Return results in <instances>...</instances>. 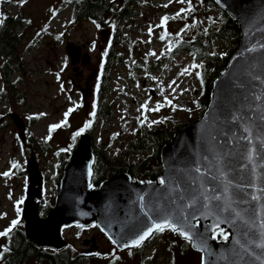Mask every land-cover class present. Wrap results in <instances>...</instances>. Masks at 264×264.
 <instances>
[{
    "label": "rangeland",
    "instance_id": "rangeland-1",
    "mask_svg": "<svg viewBox=\"0 0 264 264\" xmlns=\"http://www.w3.org/2000/svg\"><path fill=\"white\" fill-rule=\"evenodd\" d=\"M4 1L12 3L13 7L5 9ZM72 1L0 0L2 16L8 14L22 21L15 28L16 34L22 36L18 47L21 56L18 66L11 67L14 72L7 87H4L0 75V125H8V128H0V233L5 232L13 220L21 221L22 203L19 202L24 200L27 181L16 175L17 170L31 155L38 158L47 181L46 200H53L58 192L55 180L61 163L58 156L61 151L68 150L74 141L73 136L87 120H91L95 108L102 58L111 44V37L109 31H98L91 22L75 21ZM184 9L189 10L182 11ZM128 11L131 12L130 19L119 26L128 42L115 40L121 63L115 64L104 79L108 93L102 95L106 97L105 107L111 113L105 120L98 119L92 130L93 145L119 164L139 163L151 157L156 142L146 137L145 132H158L160 137L169 139L184 124L203 116L207 94L205 92L203 96L196 75L201 72L202 65L207 67V72L216 69V74L220 73L214 64L197 63L190 52H172L181 41H189L193 26L203 32L210 24H219V11L199 0H190V4L187 0L185 3L136 0ZM163 17H168V21L161 27ZM70 43L80 46L84 54L90 55L86 67L79 65L81 75L77 77L65 50ZM213 44L214 55L227 56L229 43L216 41ZM186 68L188 72L181 75ZM11 84L14 85L11 87ZM165 98L171 101V105ZM145 103L148 104L147 111L141 107ZM157 103L162 105L160 110L151 111ZM69 109L73 111L66 117ZM11 113L36 118L28 129L34 140L32 149L20 144L18 130L10 119ZM54 125L61 126L52 133ZM138 146L142 147L139 149L147 147L150 150L130 151ZM13 164L18 167H13ZM5 173L15 175L10 178ZM15 229L7 236H0V254L3 247L13 240ZM80 232L75 227L64 232L69 245L78 251L82 250ZM177 237L166 231L162 239L171 241ZM106 252L105 249L93 251L94 256L87 264H111V255L105 257ZM119 257L120 264H136L134 257L127 253H120Z\"/></svg>",
    "mask_w": 264,
    "mask_h": 264
},
{
    "label": "water",
    "instance_id": "water-1",
    "mask_svg": "<svg viewBox=\"0 0 264 264\" xmlns=\"http://www.w3.org/2000/svg\"><path fill=\"white\" fill-rule=\"evenodd\" d=\"M215 3L236 24L239 45L213 81L204 115L175 131L160 148L159 178L139 182L117 173L92 189V142L82 133L62 165L54 205L41 217L43 179L35 157L29 158L20 215L25 237L35 247L60 252L67 244L61 229L75 224L96 225L118 251L131 250L136 248L132 241L154 221L171 217L177 228L192 235L188 242L201 254L200 264H264V251L255 247L264 224V0ZM1 9L0 2V23ZM65 50L75 76H80L78 63L86 67L89 54L71 43ZM11 119L22 141L23 122L15 113ZM245 128L251 129L250 139ZM214 196L221 201L211 199ZM193 199L195 209L188 207ZM221 202L231 208L218 214ZM205 203L213 214L203 207ZM217 220L226 222L217 227ZM188 224L197 227L190 230ZM216 231L226 233L228 240L213 239Z\"/></svg>",
    "mask_w": 264,
    "mask_h": 264
},
{
    "label": "trees",
    "instance_id": "trees-1",
    "mask_svg": "<svg viewBox=\"0 0 264 264\" xmlns=\"http://www.w3.org/2000/svg\"><path fill=\"white\" fill-rule=\"evenodd\" d=\"M116 3H112L109 0H73L71 4L74 6V20L91 22L96 26L98 31H109L111 37V44L107 47L103 54V62L100 67V78L97 82V92L94 104L93 113L95 115L91 116V120H87L84 127L80 129V132L87 133L90 137L92 136L94 126L98 119H107L110 115V110L105 107L106 97L102 94L108 93V88L105 87L104 79L109 71L115 64H120V55L116 51L117 39H124L126 42L127 37L121 34L119 26L130 19L131 12L128 11L132 4L136 0H116ZM204 5H207L212 10H217L221 13V22L217 25L210 24L207 26L203 32H199L195 26H193L191 33L192 36L187 42H180L178 47L172 51L174 53L181 50L190 52L194 56V60L199 64L208 63L218 67L220 72L225 68V65L230 57V54L238 47L240 31L238 30L236 24L227 15L221 12L216 6L215 0H199ZM4 8L13 7L12 3L5 2L2 3ZM195 13V11H192ZM22 21L14 17L5 14L2 16V21L0 23V75L3 77L4 87L8 86L12 76L11 74L14 70L11 69L13 65L18 66V61L20 59V52H18V47L22 42V36L16 34V29L21 25ZM229 43L230 48L227 56H217L214 55V42ZM170 57V56H169ZM18 68V67H16ZM201 72L196 75L198 79L201 90L203 91V96L205 92L207 95L204 97L203 107L207 108L208 100L210 96V88L212 85V79L217 78L216 69L207 72L206 66H200ZM14 84H11V87ZM101 103V104H100ZM30 126L35 122V118L30 121ZM53 132V130H52ZM144 132V131H140ZM144 135L148 138L153 139L156 142V148H153V154L151 157L139 163H115V160L108 159L105 153H102L95 146H92L93 153L95 154L92 172V189L96 187L100 182L107 178L115 176L117 173H125L131 175L137 181L154 179L160 175L161 163L159 162L160 148L164 144L169 143L172 139L162 138L158 132H145ZM79 136V135H78ZM74 135V142L69 146L66 152L61 151L60 158L62 165L67 162L69 158V153L75 148L76 138ZM45 148L44 146L42 147ZM138 146L130 151L136 153L145 152L146 148ZM128 149H131L129 146ZM150 163L148 164V162ZM62 165L58 169V175L56 177L59 181L60 172L62 171ZM151 168V169H150ZM21 170V169H20ZM24 170V171H23ZM25 173V168L22 170ZM22 172V174H23ZM10 178L14 175H9ZM22 221L15 226V233L13 240L9 241L0 254V263L2 264H86L87 260L84 259L80 254H77L75 248H72L67 244L63 250L60 252L54 251L52 249H42L34 246L24 234ZM218 239H223L221 236L217 235ZM7 249V251H5Z\"/></svg>",
    "mask_w": 264,
    "mask_h": 264
},
{
    "label": "flooded vegetation",
    "instance_id": "flooded-vegetation-1",
    "mask_svg": "<svg viewBox=\"0 0 264 264\" xmlns=\"http://www.w3.org/2000/svg\"><path fill=\"white\" fill-rule=\"evenodd\" d=\"M22 122H24V136L23 140L20 143L22 147H27L32 149L34 146V140L30 137L28 133V129L30 128V120L29 118L20 117ZM1 124L0 128H8V125ZM18 132V131H17ZM18 134V133H17ZM19 137V134H18ZM60 158V155L58 156ZM38 164V168L40 169V173L43 179L41 191H42V198L40 203L41 207L39 208V214L42 217L47 215L48 210L54 205V198L53 200H46L47 191H45L47 181L45 179V172L44 169L41 167L40 161L38 158H35ZM61 160V159H60ZM59 160V161H60ZM61 162V161H60ZM26 164V163H25ZM25 164H23L20 169L25 168ZM61 164V163H60ZM60 167L58 166V169ZM17 170L16 175L21 179L27 181V173L25 168V173L21 170ZM23 172V174H22ZM160 176V175H159ZM159 176L157 178H159ZM57 177V176H56ZM55 177V180L57 181ZM154 178V179H157ZM59 185V181L56 182ZM26 188V186H25ZM24 188V191H25ZM75 227L77 230L81 231V247L82 250L78 251L77 254H80L84 259L87 260L86 264L91 260L90 257L94 256V252L99 251L101 249H105L107 251L104 256L111 255L110 263L111 264H120V253H127L129 256L134 257V261L136 264H200V254H197L193 251L190 247V243L182 239L178 236V232H173L174 235L177 237L175 240H164L162 236L165 234L166 231L172 232L170 230H165L163 233L154 234L152 238L145 240L140 246L136 248H132L131 250L126 251H117L116 248L107 241L105 235H103L96 225L88 226V227H79L77 225H70L63 227L61 229V237L70 244L68 238L64 236V232L67 229ZM90 230H94V233H89ZM15 233V231H14ZM217 238V237H216ZM218 239V238H217ZM224 241L223 239H218ZM92 253L90 254V252Z\"/></svg>",
    "mask_w": 264,
    "mask_h": 264
},
{
    "label": "snow or ice",
    "instance_id": "snow-or-ice-1",
    "mask_svg": "<svg viewBox=\"0 0 264 264\" xmlns=\"http://www.w3.org/2000/svg\"><path fill=\"white\" fill-rule=\"evenodd\" d=\"M177 2H179V3H185L186 0H177ZM187 2L190 4V0H187ZM187 10H189V9H184V10H182V11H187ZM179 15H180V13H177V16H179ZM167 21H168V17H163V18H162V24H161L160 26H161V27H164V26L167 24ZM161 38L163 39L164 37L162 36ZM250 51H255V49H250ZM153 55H155V54L153 53ZM193 67H197V65H193ZM186 72H188V69H187V68L184 69V71L181 73V75H183V74L186 73ZM172 83L175 84V81H173ZM170 87H171V85H170ZM165 99H166V101H167V104H168V105H171V101H170V100H167V98H165ZM256 99H257V100H260L261 98H260V97H256ZM141 107H142L145 111L149 110V109H148V104H147V103H145V104L142 105ZM161 107H162V105L159 104V103H157L156 107L153 108V109H151V111H159ZM174 107H175V106H173V108H174ZM72 111H73V109H69V112L66 113L65 116L67 117ZM92 115H95V114L93 113ZM145 119H146V118H145ZM261 119H264V117H261ZM159 122H160V121H156L155 123H159ZM64 123H66V120L64 121ZM60 126H61V125H54V126H52V130H54L55 128L60 127ZM244 131H245L246 133H248V137H247V138L250 139V137H251V129H249V128H245ZM76 135L78 136V135H80V133L77 132ZM248 158H249V161H251L252 156L249 155ZM13 167H18V165L13 164ZM196 171L199 172L200 169H196ZM5 175H9V173H5ZM160 183H161V184H164L165 181H164V180H160ZM141 199H142V198H141ZM211 199L216 200V201H221V197H220V196H214V197H212ZM252 199H253V200H258L259 197H257V196H253ZM19 203H23V201L21 200ZM188 207H191V208L195 209V207H196V200L193 199V200L189 203ZM203 207H204L205 209L208 210V213H209L210 215L213 214V210H212L211 208H209L208 203H205V204L203 205ZM230 208H231L230 205L224 206V205H223V202H221L220 204L217 205L216 212H217L218 214H222V213H224V212H228V211L230 210ZM17 211L19 212V206H18V205H17ZM236 215H237V217H239L240 214H239V213H236ZM196 218H197V217H196V212L194 211V212L192 213V219L195 220ZM183 219H184V221H187L188 218H187V217H184ZM223 222H226V221L217 220V227H218V225H219L220 223H223ZM234 222H235V221H232V223H234ZM18 223H19L18 220H13L11 226H10L5 232L0 233V236H7V235H9V233H11V231L13 230V228H15V226H16ZM188 227H189V229L191 230V229H194L195 227H197V225H196V224H188ZM166 229H167V230H170V231H172V232H178V234H179L180 236H182L185 240H187V241H189V242H192V240H193L192 235H189L188 232H185V231H183V230H180L179 228H177V227L175 226V224L173 223V220H172L171 217H165V218L163 219L162 222H155V221H154L153 224H152L150 227H148L146 230H144V231L138 236V238H136L135 240L132 241L131 246H132V247H138V246H140L145 240H148V239L152 238L154 234L163 233ZM217 235L221 236V237L223 238V240H225V241L228 240V235H227L226 233H224L223 231H216V232L214 233V235L212 236V238L215 239ZM260 237H261V238H260V242L256 243V244H255V247L261 249L262 251H264V224L261 225V233H260ZM113 242L115 243V241H113ZM5 251H7V249H5ZM257 259H259V257H257Z\"/></svg>",
    "mask_w": 264,
    "mask_h": 264
}]
</instances>
